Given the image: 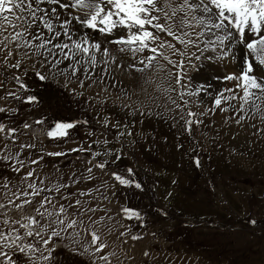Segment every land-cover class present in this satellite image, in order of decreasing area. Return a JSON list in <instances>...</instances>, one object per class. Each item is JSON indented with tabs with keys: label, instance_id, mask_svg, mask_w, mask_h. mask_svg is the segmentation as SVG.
Here are the masks:
<instances>
[{
	"label": "rangeland",
	"instance_id": "374dc122",
	"mask_svg": "<svg viewBox=\"0 0 264 264\" xmlns=\"http://www.w3.org/2000/svg\"><path fill=\"white\" fill-rule=\"evenodd\" d=\"M41 7L50 9L53 5ZM58 11L60 19H64L67 11ZM52 19L54 26H59V21ZM13 23L20 27L13 29L5 23V30L0 32L3 41L0 108L6 109L0 113L6 129L15 128L19 117L18 121L25 118L24 124L31 127H22L13 139H5L7 131L0 135V155L16 154L26 161L19 174L9 167L14 161L0 162L3 169L2 173L0 169V185L5 178L10 181L7 189L0 187V193L4 199L15 200L13 193L20 190V177L31 170L35 172L28 182H36L39 187H51L57 182L70 185L59 194L49 195L54 197V204L59 201V204L75 205L68 208L67 214L83 221V226L77 229L80 244H71L68 239L57 242L53 264H93V261L95 264H264V120L250 112L237 124L230 119L233 115L230 111H208L214 108L212 98L205 101L192 94L195 88L192 77L199 74L197 67L206 58L201 55L190 64L185 61L182 71L161 58L158 66L141 72L135 70L145 67L139 61L154 54H138L124 64L128 71L118 74L115 69L107 68L124 83L123 90L86 76L77 75L70 80L49 77V86L42 87L43 94H38L39 101L28 106L23 99H9V93L18 92L14 77L20 76L19 82L30 86L32 91H36L40 81L35 75L37 68L32 67L33 61L13 41L15 32L23 31V23L14 18ZM36 30L39 29H33ZM95 36L101 38L99 34ZM164 38L176 44L171 37ZM176 47L183 46L176 44ZM237 47L243 60L244 48ZM161 51L173 62L184 59L172 55L170 49ZM17 61L21 62L19 68L9 67ZM132 72L136 76L142 74L140 82L135 81ZM178 72L183 77L179 84L174 80ZM204 73L209 81L225 82L218 80L213 70L209 75ZM214 86L203 82L199 89L208 93ZM21 103L26 112H20L10 125L13 106L20 107ZM35 110H47L54 118L65 119L80 111L99 124L100 129L81 137L79 132L73 134L74 129L67 136L44 140L46 127L34 123ZM189 111L196 116H189ZM187 120L203 123L193 124L188 132L184 126ZM21 145L34 147L21 148ZM56 152L66 155H47ZM95 153L101 155L94 156ZM41 156L39 164H27ZM195 158L200 161L199 167L194 163ZM104 162H107L104 169L95 166ZM128 169L132 170L131 174ZM112 173L140 183L143 194L134 186L119 184ZM39 180L44 183L40 184ZM21 187L26 188V184ZM40 199L36 197L37 203L16 209L18 218L35 215L33 209ZM15 203L19 204L20 200ZM48 208L52 210V205ZM124 208L139 212L141 219H128L122 211ZM74 212L79 215H72ZM90 232H95L99 242L107 245L101 252L95 246L88 247ZM133 236L142 238L133 240ZM81 245L88 247V252H83ZM73 248H79L83 254H76ZM101 256H107L108 260L100 259Z\"/></svg>",
	"mask_w": 264,
	"mask_h": 264
},
{
	"label": "snow or ice",
	"instance_id": "6c2138e0",
	"mask_svg": "<svg viewBox=\"0 0 264 264\" xmlns=\"http://www.w3.org/2000/svg\"><path fill=\"white\" fill-rule=\"evenodd\" d=\"M44 4H51L53 7H41ZM58 10H67V16L61 20ZM53 17L59 21V30L54 27ZM13 18L23 23V31H16L13 41H16L18 49H24L23 55L33 61L32 67L37 68L35 75L40 81L61 76L70 80L80 72L88 77L89 70L98 64H112L123 68L121 56L130 55L135 59L138 54L145 52L154 55L145 56L139 61L145 67L135 70L143 72L146 68L158 66L162 58L182 71L185 61L190 64L193 58L198 60L205 52L215 53L214 58L217 60H235L234 45L243 46L244 58L239 68L221 78L232 82V86L225 87L213 98L214 108L208 111L231 110L233 115L230 119H234L237 124L250 112L253 115L259 114L261 120H264V0H0V32L5 30V23L13 29L20 27V24L13 23ZM85 29L90 31H83ZM43 30L50 34V38H44ZM74 32H79V37L74 38ZM91 32L104 36V42L96 41ZM61 36L66 39L61 43H53L54 39ZM164 37H171L183 47L177 48L176 44ZM193 48L195 52L190 51ZM162 49H170L172 55H179L184 59L173 62ZM8 55L11 56L12 53L9 52ZM65 61L69 63L62 68ZM20 66V61L9 65L12 68ZM128 67L135 68L134 65ZM14 79L19 82L21 78L17 76ZM182 79L179 72L175 74V83H181ZM80 83L83 85V81ZM20 87L25 89L26 85L20 83ZM200 90L195 89L192 94L198 95ZM9 95L21 99L15 93ZM35 100L36 97L28 96L24 102L32 103ZM4 111L6 109L0 108V112ZM188 115L196 116V113L189 111ZM36 123L43 124L44 121L37 120ZM200 123L203 121L187 120L185 130L190 132L193 124ZM23 127L30 128L31 125L25 123ZM74 127L72 122H57L54 129H49L46 135L49 138L67 136V130ZM6 131L5 139L12 137L17 129H6L0 123V135H4ZM24 147L34 145H21V148ZM47 155L66 154L56 152ZM99 155L101 153L94 154ZM116 158L120 159V156L117 155ZM42 159L43 156L37 160H29L27 164H39ZM9 161H14L9 163V167L17 174L26 166V161L16 154L0 155V162ZM194 163L197 167L200 166L198 158L194 159ZM106 165L107 162H104L95 166L104 169ZM91 170L88 169L89 172ZM34 172L35 170L28 171L20 177V190L13 193L15 200H20V203L11 199L8 203L15 209L22 210L26 205L37 203L36 197H41L38 206L33 209L35 215H24L16 220L9 217L7 212H0V264H53L57 242L68 239L71 244H80V231L77 229L83 226V221L67 214L68 208H75V205L59 204L57 201V208L53 203L54 197L49 195L53 192L59 194L70 185L57 182L51 187H39L36 182H28ZM128 172L131 174L132 170L128 169ZM112 176L123 186L142 188L140 183L123 178L118 173H112ZM9 183L5 178L0 187L7 189ZM39 183L44 182L39 180ZM25 184L26 188L21 187ZM61 199L66 200L68 197L61 196ZM79 203L77 200L76 205ZM48 205H52V210H49ZM6 207L7 205L0 203V209ZM122 211L127 214L128 219H141L140 213L135 210L124 208ZM72 215L79 213L74 212ZM249 223L254 225L256 222ZM89 234L91 242L88 247L95 246V250L101 252L107 245L99 242L100 238L95 232ZM141 238L132 237L133 240ZM50 244L52 247H48ZM88 247L81 245L83 252H88ZM73 251L83 254L79 248H73ZM100 259L107 261L108 257L101 256Z\"/></svg>",
	"mask_w": 264,
	"mask_h": 264
},
{
	"label": "bare ground",
	"instance_id": "6f19581e",
	"mask_svg": "<svg viewBox=\"0 0 264 264\" xmlns=\"http://www.w3.org/2000/svg\"><path fill=\"white\" fill-rule=\"evenodd\" d=\"M66 11L67 10H65V12ZM65 14H67V12ZM65 16H67V15H65ZM54 27L57 30H59V26H54ZM86 31H90V30H86ZM43 34H44V38L45 39L50 38V34L46 30H43ZM78 34L80 35L79 32L78 33L74 32L73 33L74 38L79 37ZM97 34H99V33L92 32L91 36L94 37ZM94 39L96 41H99V42L103 43L104 40H105V37L101 35V38L98 39L97 36H95ZM62 41L63 40H61L60 37H59V38L54 39L53 43H61ZM109 47H115V46H109ZM234 52H235V56H236L235 60H232V59L217 60V59L214 58L215 57V53H209V52L203 53L202 57L206 58V60H204V61H202L200 63V67L199 66L197 67V69L199 68V74L198 75L196 74L195 76L192 77V80H193L194 85H195V88H193V90L199 89V87L201 86V84L203 82L206 85L213 84L215 86L213 87L214 90H209L208 91V93L212 94V95L208 96V93L202 91L203 90L202 89V90H200L201 92H199V94L196 95L198 98H200V99L202 98V99H205V101H208L210 98L213 99L218 94V92H219L218 90L224 89L225 87H231L232 86V82H229V81H225L223 83H214L213 81H209V77L205 76L204 72H206L207 75H209L210 74L209 71L213 70L215 72V75L218 76V80L222 81L223 79H221V78L225 76L224 75L225 73L232 72L233 70L236 71L239 68L240 63H242V61H243L242 60L241 49L239 47H237V45H234ZM209 56H212L213 58H211V59L207 58ZM129 58H131L130 55H123V56L120 57V62L124 65L129 60ZM98 59H99V54H98ZM68 63H69L68 61H65V63L62 64L61 67L63 68ZM219 63L222 64L223 68L219 65ZM107 68L115 69L116 71H118V72H116L118 74L122 73V72H125L126 70L127 71L129 70V69H126L125 66L123 68H119V67H116L115 65H112V64H109V65L98 64L97 66H95L94 68L89 70V76L88 77L91 78L92 80L100 81V82H102L104 84L110 85L111 87H116L115 89L123 90V84L124 83L123 82L121 83L120 81H118V80H120V79L116 78V77H118V75L115 74V73L112 74ZM197 69H195V71L193 73H195L197 71ZM193 73L191 74V76L193 75ZM77 75L85 76L83 72L77 73ZM134 75H135V81L137 83L140 82V80L142 78V74L138 73L137 76H136V74H134ZM191 87H192V83L190 84V88ZM225 94L226 95H231V93H225ZM233 103H235V102H233ZM224 106L227 107V105H224ZM229 111L232 114V111L231 110H229Z\"/></svg>",
	"mask_w": 264,
	"mask_h": 264
}]
</instances>
